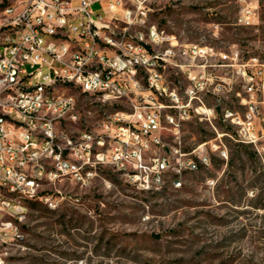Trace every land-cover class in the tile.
Returning <instances> with one entry per match:
<instances>
[{
    "label": "built area",
    "instance_id": "2783aa9c",
    "mask_svg": "<svg viewBox=\"0 0 264 264\" xmlns=\"http://www.w3.org/2000/svg\"><path fill=\"white\" fill-rule=\"evenodd\" d=\"M134 2L135 9H127L125 0H0V212L19 214L15 191L50 202V193H39L42 181L71 168L80 178V167L64 159L68 150L86 163L94 155V164L143 169V155L161 143L164 126L177 131L196 116L211 122L217 110L207 107L203 96L229 92L235 82L207 70L217 56L240 81L243 109H223L221 120L236 128V141L264 151V61L239 49L225 53L181 44L165 29H153L151 21L142 22V14H153L155 0ZM239 22L259 24L256 9L245 6ZM171 69L187 78L185 89L168 79ZM194 77H202L201 87H194ZM3 89H10V97H2ZM72 90L105 103H130L131 112L112 119L109 148L102 135L82 132L78 142L70 136L69 127L80 121ZM51 119H59V127H50ZM210 150L228 159L223 145L211 141ZM195 152L176 165L167 157L154 159L153 182L160 184L161 174L172 170L173 186L181 187L185 170L210 165L205 144ZM9 233L17 236L14 224L0 221V240Z\"/></svg>",
    "mask_w": 264,
    "mask_h": 264
},
{
    "label": "rangeland",
    "instance_id": "374dc122",
    "mask_svg": "<svg viewBox=\"0 0 264 264\" xmlns=\"http://www.w3.org/2000/svg\"><path fill=\"white\" fill-rule=\"evenodd\" d=\"M151 5L150 21L181 44L225 53L239 49L264 61V0H155ZM247 5L256 9L259 24L239 22ZM219 64L217 56L207 70L235 82L229 92L203 96L207 107L216 108V118L196 116L177 131L164 126L161 143L143 155L145 168L94 164V155L86 163V157L69 156L68 150L64 159L80 167V178L71 168L65 176L42 181L39 193H50V202L22 201L16 217H4L18 234L0 240V264H264V151L236 141V128L221 120L223 109H243L237 98L240 81L232 68ZM167 77L181 89L189 84L176 69ZM71 93L80 115L69 127L72 139L78 142L82 132H92L104 136V149L109 148L112 119L131 112L130 103ZM211 141L223 145L227 160L210 150ZM203 144L209 166L185 170L179 188L172 184V170L161 174L160 184L153 182L154 159L167 157L176 165L179 158L195 157Z\"/></svg>",
    "mask_w": 264,
    "mask_h": 264
},
{
    "label": "bare ground",
    "instance_id": "6f19581e",
    "mask_svg": "<svg viewBox=\"0 0 264 264\" xmlns=\"http://www.w3.org/2000/svg\"><path fill=\"white\" fill-rule=\"evenodd\" d=\"M125 6L127 9H135V2L134 0H125ZM150 14H142V22H150L149 19ZM153 29H160L158 25L153 23ZM202 84V77H194V87H201ZM2 97H10V89H3L2 90ZM50 127H59V119H51L50 120ZM15 198L16 201H33L38 198V196L30 193L28 191H15ZM16 217V215H10L9 211H2L0 212V221H4V217ZM6 223H12L11 221H6ZM14 229L17 228L14 226Z\"/></svg>",
    "mask_w": 264,
    "mask_h": 264
},
{
    "label": "trees",
    "instance_id": "16d2710c",
    "mask_svg": "<svg viewBox=\"0 0 264 264\" xmlns=\"http://www.w3.org/2000/svg\"><path fill=\"white\" fill-rule=\"evenodd\" d=\"M161 27V26H160ZM162 28V27H161ZM243 145V144H242ZM244 146H247V145H244ZM34 201V200H33ZM28 202H32V201H28Z\"/></svg>",
    "mask_w": 264,
    "mask_h": 264
}]
</instances>
